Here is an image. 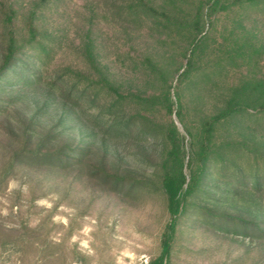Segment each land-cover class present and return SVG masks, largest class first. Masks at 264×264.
Masks as SVG:
<instances>
[{"label": "rangeland", "instance_id": "1", "mask_svg": "<svg viewBox=\"0 0 264 264\" xmlns=\"http://www.w3.org/2000/svg\"><path fill=\"white\" fill-rule=\"evenodd\" d=\"M235 1L210 12L208 0H0V65L9 45L18 58L0 70V264L156 259L171 220L161 176L172 122L185 174L202 144L209 160L166 264H264L247 225L264 203V0ZM230 102L243 108L207 133ZM66 144L71 161L45 156ZM255 174L263 187L250 196Z\"/></svg>", "mask_w": 264, "mask_h": 264}, {"label": "trees", "instance_id": "2", "mask_svg": "<svg viewBox=\"0 0 264 264\" xmlns=\"http://www.w3.org/2000/svg\"><path fill=\"white\" fill-rule=\"evenodd\" d=\"M218 1L219 0H208L210 12H213L216 10ZM244 1L246 0H236L235 3L236 2L243 3ZM247 1L253 2L256 0H247ZM206 15L207 13L197 14L195 23L198 24L199 19H202ZM29 27H30L29 29L30 34L33 36L34 28H32L31 25ZM197 43L198 42L196 41V39L192 42L194 49L197 46ZM38 51L40 54L42 53L41 50H38ZM16 52L17 51L11 45L7 47L6 53L4 54L1 65H0V70L7 69L8 66L14 65V63L18 61V58H16L15 56ZM13 60L14 62L12 63ZM191 62H192V59H191V56H189L186 62V69L181 73L180 76H183L187 73L188 71L187 69L191 66ZM40 71L41 70H39L35 74L33 73L25 77L22 76L25 87L29 88L35 84V82L41 76ZM34 75L36 76V78ZM257 86L261 92H264V80L258 82ZM52 97L55 100L57 98H60L62 100V102L60 103H63V104L67 103L65 101V97L63 96V92L61 90L59 93L55 92V94H53ZM166 101L167 102H166L165 108L167 109L168 112L171 113L173 103L169 98H167ZM262 107L264 108V104ZM241 108H243L241 104L230 102V104L225 110L221 111L220 113H218L217 115L211 118V121L207 124L205 131L209 133L216 121L230 115L231 113L237 110H240ZM176 115H178L177 110H176ZM111 128L114 129L115 132L113 131V133L115 135L119 134L121 135V137L123 136V132H121V128H122L121 123L116 124ZM164 136L169 143V149L166 152V158L163 164L164 170L161 176V186L167 196L168 210H169V213L171 214V220L167 227V231L164 233L163 238H162L161 252L159 256L156 259L152 260L149 264H166V260L169 255L170 242H171L172 235L174 232L176 219L184 211L187 197L192 195L198 189V186L203 180V177L206 172V163L209 160L208 159L209 149L207 148L205 144L204 145L202 144L198 148V150L194 152L191 159L188 160L187 165L191 167L193 161H197L198 163L196 164L194 168L191 167L189 175H186L183 169L185 165L184 164V159H185L184 154L185 153L183 150L184 138L180 136L177 130V127L175 126L173 122L166 128L164 132ZM110 137H112L111 139L113 140L114 139L117 140V137L115 136H110ZM73 151L74 150H72L69 147V144H66L61 147V150L59 152L53 153L50 155L46 154L45 156H47V158L53 157L60 164H62L64 162H69L72 159H74L75 154ZM81 154L83 153L81 152ZM240 176L241 178H243V175L240 174ZM243 179H240V181H242L241 183L246 182ZM252 183H253L252 184L253 188L245 191L248 194H250V196L257 195L256 193L260 192V189L263 187L261 175L259 174L253 175ZM254 213H255L256 220L253 219V220L247 221V225L249 224L252 231L260 235L264 239V203L259 205L258 209H256Z\"/></svg>", "mask_w": 264, "mask_h": 264}]
</instances>
